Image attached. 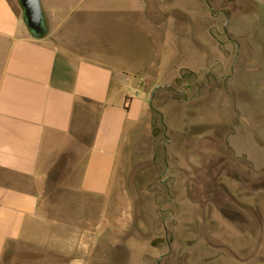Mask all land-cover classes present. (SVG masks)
<instances>
[{"label": "rangeland", "instance_id": "374dc122", "mask_svg": "<svg viewBox=\"0 0 264 264\" xmlns=\"http://www.w3.org/2000/svg\"><path fill=\"white\" fill-rule=\"evenodd\" d=\"M110 1V33L141 40L150 84L170 88L110 194L61 198L58 218L77 225L62 238L88 241L90 264H264V0ZM148 5L168 25L153 28Z\"/></svg>", "mask_w": 264, "mask_h": 264}, {"label": "crops", "instance_id": "0c3cea01", "mask_svg": "<svg viewBox=\"0 0 264 264\" xmlns=\"http://www.w3.org/2000/svg\"><path fill=\"white\" fill-rule=\"evenodd\" d=\"M41 4L49 31L38 39L0 0V264H90L88 241L61 236L77 225L58 218L59 201L110 194L123 146L170 85L150 84L141 40L110 33L104 16L119 2ZM149 7L153 28L168 25Z\"/></svg>", "mask_w": 264, "mask_h": 264}, {"label": "water", "instance_id": "95a60500", "mask_svg": "<svg viewBox=\"0 0 264 264\" xmlns=\"http://www.w3.org/2000/svg\"><path fill=\"white\" fill-rule=\"evenodd\" d=\"M17 2L28 31L35 38H44L49 26L43 14L41 0H17Z\"/></svg>", "mask_w": 264, "mask_h": 264}, {"label": "trees", "instance_id": "16d2710c", "mask_svg": "<svg viewBox=\"0 0 264 264\" xmlns=\"http://www.w3.org/2000/svg\"><path fill=\"white\" fill-rule=\"evenodd\" d=\"M156 118V117H155ZM157 119V118H156ZM155 137H156V135H155Z\"/></svg>", "mask_w": 264, "mask_h": 264}]
</instances>
